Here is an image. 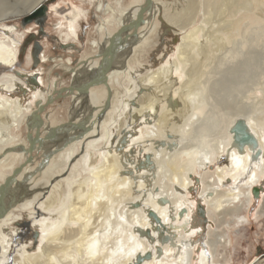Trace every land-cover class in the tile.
<instances>
[{"label": "bare ground", "instance_id": "obj_1", "mask_svg": "<svg viewBox=\"0 0 264 264\" xmlns=\"http://www.w3.org/2000/svg\"><path fill=\"white\" fill-rule=\"evenodd\" d=\"M48 1L0 0V27L3 30L0 33V69L16 63L18 45L25 33L18 31V26L9 21L29 16L35 7ZM182 1L183 4L154 0L153 15L157 12L162 21L177 27L176 30L180 31L179 44L161 55V60L170 58L167 64L141 77L137 91L125 97L123 107L128 109L126 118L115 132L105 129L107 132L104 150L100 154L101 163L95 166L93 163L98 158L91 155L90 163L93 166L88 171L89 175L76 180L72 186H69L72 183L64 185L60 182L47 188L43 187L46 183L41 182L40 187L31 189L26 182L27 178L24 179L27 174L22 177L23 186L19 178L25 166L35 161L33 159L25 163V159L19 165H23L21 170L15 173L18 164L13 160L14 155L18 154L14 153L16 151L28 155L21 149L29 146V141L19 142L15 129L22 126L24 121L28 129L39 107L48 105L49 96L54 101L55 94L57 98L70 92L64 91L60 95L58 91L62 87L58 88L57 80L52 82L49 89H44L40 86L45 83L42 73L35 75V85L28 84L27 79L18 71L0 75V179H3L0 185L5 184L7 177L14 178L4 190L5 203H9V208L0 217V264L7 263L9 252L13 249L11 243H8L4 227L13 216L12 209L18 206L20 184L25 189L22 196L28 198H35L40 191L49 190V193L40 204L46 215L36 223H39L40 231L37 232L35 247H32L34 250L23 243L16 251L14 264H61L57 254L60 251L71 256L73 252L70 253V250L75 252L74 264H229L226 253L220 252L218 247L220 244H230L231 236L229 232L213 229L211 220L217 227L226 221V216L231 217L234 226L248 224L249 218L243 210L249 209L254 201L253 188L262 184L264 186V73L258 81L255 80L251 89L262 90L263 97L245 110L229 109L230 112H227L225 107H220L219 119L215 121L217 129L212 135L205 132L208 134L206 138L203 134L206 123L214 119L215 115L205 117L203 114L210 98L203 78L212 68L211 62H215L218 53L227 50L226 63H237L242 54L241 47L249 39H256L264 32V0ZM121 9L114 19L109 17V26L116 25L118 28L122 22L138 13L128 12L124 18L125 9ZM85 13L83 9L72 7L70 15H67L70 31L65 33L66 38L63 39L77 38L78 16ZM245 20L250 24H245ZM146 23L139 30L147 29ZM109 26L104 22L99 25L102 31L108 30ZM139 30L137 37L140 36ZM114 32L109 30L104 42H108ZM172 51H175L173 57L170 55ZM43 58L44 54L39 57ZM91 58L93 55H88L87 60L82 58L83 65L80 60L78 65L69 67V71L77 75L82 67L87 69L85 72L92 70L97 63H92ZM228 65L232 66L230 63ZM165 74L169 76L166 82L162 79ZM111 75L110 107L119 93L110 84ZM186 75L188 78L182 83V90L187 88V92L183 95L175 86ZM211 81L209 85H213ZM76 94L75 91L73 95L76 97ZM92 94L93 89L88 96L92 97ZM42 120L40 131L44 138L42 127L46 124L43 115ZM61 127H68V123L55 127L47 125L44 129L53 132ZM28 130L33 136L36 128L33 126ZM167 133L170 136L164 137L168 136ZM224 156L228 158L226 165L221 164ZM228 177L232 178V185L225 183ZM199 178L200 194L210 219L208 235L202 246H199L197 237L205 227H199L194 222L195 208L200 202L196 205L197 199L188 194V190ZM106 196L107 199H104ZM30 203H26L28 208ZM4 205L0 198V208ZM255 214L258 218L264 214V203L261 202ZM112 215L118 218L115 224Z\"/></svg>", "mask_w": 264, "mask_h": 264}, {"label": "rangeland", "instance_id": "obj_2", "mask_svg": "<svg viewBox=\"0 0 264 264\" xmlns=\"http://www.w3.org/2000/svg\"><path fill=\"white\" fill-rule=\"evenodd\" d=\"M161 1L164 3L181 2L183 4L182 0ZM143 2L144 0H49L46 3L47 10L45 11V16L38 15L31 18L30 16H25L19 19L11 20V22L9 21V23L18 26V31L25 33L21 37L20 43L18 45L19 52L16 63L13 66H8L3 69L1 68L0 75L4 73H17L18 71L22 74L23 78L27 79L28 84L35 85L37 81L35 79V75L42 73L45 83L40 84V86H42L44 89H49L54 80L58 81L59 89L60 87L68 86L71 83L82 81L85 79V75H88V71L85 72L87 69L83 70L84 67H82V71H80V73L77 75H74V73L70 72L68 68L78 65L77 63L82 58H87L88 55L91 57L107 43L104 42V37L107 36V32L109 30L116 31L119 28H117L116 25L109 26V24H107V20L110 19L109 17L112 16L114 19L116 14L117 16L120 14V10H122L121 8L123 7L125 9V17H123L126 18V14L128 12H133L134 14L135 12L137 13L139 9L138 5L142 4ZM74 6L78 7L80 10H85L86 13L85 15L78 16L76 23V29L78 33L77 38L63 39V37L66 38L65 33H69L68 31H70L68 26V16L70 15V10ZM154 14L155 15H153L149 21H146L148 28L145 30H139L140 36L142 38L139 36L134 39L135 42L131 40L129 43H126V47L123 45L114 51V58L111 60V66H113V70L109 72V74H112L110 77V84L115 89H117L119 93L117 94L118 98H115L116 100H114L115 102H113L112 107L107 110L108 113L106 114L108 122L107 119L104 118V114L103 118H101L99 121L97 120L94 123L92 130L87 133L85 132L84 125H90L93 121H95L98 111L107 98V86L101 84L92 87V97L91 95L88 96V94L86 95L87 98L86 96L75 97L72 93L63 97L60 96L61 98H56L57 94H55L56 96L54 101L45 106V111L42 114L46 124L45 126L50 125L55 127L58 124L68 123V127H61L57 130H54L51 133L50 138L45 141L42 148L39 150L38 155H36V151L34 152L35 162L25 166L24 169L26 171L23 170L22 176H19V181L22 180L21 183L27 178L26 182L28 187L31 189L33 187H40L42 183H46L43 185V187L46 186L47 188H50V186L52 187L54 184L60 182H63L64 185H69L72 183L69 185L72 186L76 180L85 178L89 175L88 171L91 170V166H93V164L97 166L101 163L102 160L100 158V154L101 152L103 153L104 150L103 147L105 146L107 132L105 129L108 128L109 131L115 132L117 126L122 120L126 118V112L128 109L123 107V100H126L128 97L127 95H130V93L137 91V86L140 84L139 79L141 77L151 73L153 69L167 64L170 58H166L164 61L161 60V55L163 56V54L168 52L169 49L176 47L179 44L180 31L178 32L176 30L177 27L162 21L157 12H154ZM43 17L44 19L42 20ZM199 19L200 18H198V20ZM200 20H202V17ZM103 22L105 25L109 26V29H106V31H102L99 27V25ZM246 23L247 25L250 24V22L245 20V24ZM1 31L3 30L0 27V33ZM260 36H257L256 39L251 38L252 41L249 39V42L246 43L243 48L241 47V59L239 58L237 63H226L225 59L228 52L226 50V52H220L217 54L218 58L216 57V60L214 59L215 62L217 60L219 61L216 62L217 64H215V62H211L210 60L211 64L213 65L211 66V69L217 65V68H214L216 71H214V69H209V71L208 67H206L208 72L204 75L205 78L203 79L206 81L208 91L213 92L212 94H214V96L206 90L207 94L212 99L209 98L210 105L208 104L209 107H206L205 111H203V114L205 113V117L208 115L210 116V114L215 116L214 119H210V121L206 123L207 126L203 131V134L206 135L204 136L205 138L208 137V134H214L217 129L215 121H218L219 119L218 111L220 107H225L227 112L235 109L245 110L249 108L250 105H253V103H255L259 98L263 97L262 90H251L254 86L253 83L255 80L257 79L258 81V79H260L261 75L264 73V32ZM64 43L65 45H63ZM37 44L41 46L39 54L45 55V59H39L38 62L35 61L33 56V52L36 49ZM170 55L173 57L175 55V51H172ZM123 56L124 59L126 58L125 60L123 59ZM29 57L30 63H28ZM212 57L213 56H210V58ZM219 57L223 58L220 59L222 61L219 60ZM91 59L94 60H92V63H97L98 66V58ZM124 62H126V64ZM222 62L226 63L227 65L223 64ZM220 63L222 64L219 65ZM229 63L232 64V66L228 65ZM114 64L116 66H114ZM117 65L119 66L117 67ZM97 66H95L92 70H94ZM219 66L223 67V70ZM117 71H119V73ZM132 73L134 74L132 75ZM24 74H28V76H24ZM210 76L211 78H209ZM168 77L169 76L165 74L162 79L166 82ZM187 78V75L184 76L179 81L178 85L175 86L176 90H179L178 92L181 94L183 93V95L187 92V88L186 90H182V83H184ZM213 78L217 80L215 81ZM162 79L160 80V83H162ZM210 79L215 82L211 81ZM208 81L209 83L207 84ZM210 81L213 85H209ZM215 83H218L220 86ZM211 87L214 89H211ZM216 87L219 88L216 89ZM154 90L156 91L157 89L155 88ZM217 92L220 93L217 94ZM101 94L106 97H103ZM222 97L224 98L222 99ZM213 98L215 100H213ZM93 107L97 109H94ZM44 127H42V136H45V134L49 131L48 129H44ZM15 131L18 133L19 142H28V129L27 123L25 121L22 123V126L17 127ZM205 132L208 134H205ZM167 134L168 136L165 134L166 136L164 137L170 136L169 133ZM14 153H18L14 155L16 159L13 158V160L19 166L25 161L27 154L25 155L20 151H16ZM91 155H94L98 158L93 164H91L92 162L90 163ZM227 163L228 158L224 156L222 158L221 164L226 165ZM1 165L3 167V164ZM32 170L35 171V173L32 172ZM30 172L34 173V175L32 173L30 174ZM25 175L26 177H24ZM22 177H24V179H22ZM1 180L3 181L2 178L0 181ZM50 180L53 181L50 183ZM231 180L232 178L228 177L227 182L225 183L232 185L234 182H231ZM23 184H20L21 186L19 185L18 187V196H21L20 198L18 197L17 200V205L19 207L17 206V208L12 209L13 216L11 220H9V224L5 225L4 227V233L9 239L8 243H11L13 247V249L9 252V259L6 264H14V256L16 251L23 246V243L26 244L31 250L33 249L32 247H35V243L38 239L37 232L40 231V225L39 223H36L46 215L44 207L42 209L40 204H42L45 197H47L49 190L42 192L40 191L39 194L35 196V198H28L26 195L22 196L25 190L23 187L25 184ZM199 184L200 178L199 181H195L194 185H192V188L188 190V194L192 197L194 196L193 198H195V200L197 199L196 205L198 202L204 204L200 194L201 186ZM261 186H263V184ZM262 193L264 194V186L263 190L261 191V196L256 198L253 195L254 201L252 205L249 209L245 210L244 208L243 210L246 216L249 218L248 224L240 223V225L236 224L234 226V221L231 219V217L226 216V221L217 227L216 223L211 220L213 229L221 232H229L231 236L230 244L225 246L220 244L218 247L220 252L226 253V257L229 259V264H255L257 262H264V214L259 218L255 214L261 205V202L264 203V200L262 201ZM20 199L24 200L21 201ZM104 199H107V196ZM25 202L31 204H28V206L30 205L29 208ZM195 209V225H200L199 227H205V229L201 231L200 236L197 237L199 238V246H202V243L208 235V223L210 222V219L207 217L206 210L205 220L202 219L203 217H201V215L197 212V206ZM111 217L115 224L118 218L116 215H112ZM34 236H36V241ZM70 251V253L73 252V255L71 256L64 255L59 251L57 257L61 258V264H74L76 262L74 260L75 252L73 250Z\"/></svg>", "mask_w": 264, "mask_h": 264}, {"label": "water", "instance_id": "obj_3", "mask_svg": "<svg viewBox=\"0 0 264 264\" xmlns=\"http://www.w3.org/2000/svg\"><path fill=\"white\" fill-rule=\"evenodd\" d=\"M153 9H154V0H145L143 4L140 6V10L138 11L137 15L135 17H131L128 20H125L121 23L119 28L110 36L109 41L101 48L99 52L95 54V57L99 58V68L97 69V73L91 76H86L85 79H83L80 82L71 83L68 86H64L61 88L58 93L62 95V93L70 92L74 93L75 91L78 92V96H86L89 94L92 87L105 84L109 89V95L107 96L104 104L101 106L100 110L97 113V118L95 121H93L90 125H84L85 132H89L92 128L94 123L101 118H103V115L109 110L111 106V88L109 87V72L112 69L111 66V60L114 58V51L115 49L122 47L126 43H129L131 40H134L137 38L138 30L139 28L146 22L149 21L150 18L153 16ZM46 4L39 5L38 7H35L33 11L30 13V18L34 16H45L46 11ZM44 17L42 18V20ZM148 19V20H147ZM41 20V21H42ZM73 45V44H71ZM40 47V45L38 44ZM68 93V94H70ZM76 96V97H78ZM53 101L52 96H49L47 99L48 104ZM45 111V105H41L39 107V111L36 113L35 119L33 122L30 123L31 127H35V134L32 136L30 133V130H28L27 139L29 141V146L23 147L21 150L26 151L28 153L26 157L25 163H30L33 161L35 157V151L36 155H38L39 150L42 148V145L45 143L47 139L50 138L51 133L49 132L45 134L44 138L41 137V131L40 126L43 123L41 112ZM28 126V125H27ZM46 139V140H45ZM38 143V146H35ZM40 148V149H39ZM21 166L16 167L15 173L21 170ZM13 176L7 177L5 184L0 185V198L3 200V205L6 201V196L4 195V190L6 187H8L9 183L13 180ZM263 190V186H255L253 188V193L256 198H259L261 196V191ZM7 202V201H6ZM9 208V203H5L4 207L0 208V217L5 214V212ZM197 212L203 217L202 219L206 220L205 217V205L203 203H199L197 206ZM206 222V221H204ZM36 235V234H35ZM35 241H36V236ZM213 264V263H212Z\"/></svg>", "mask_w": 264, "mask_h": 264}, {"label": "flooded vegetation", "instance_id": "obj_4", "mask_svg": "<svg viewBox=\"0 0 264 264\" xmlns=\"http://www.w3.org/2000/svg\"><path fill=\"white\" fill-rule=\"evenodd\" d=\"M63 45H65V43H64ZM102 47H103V46H102ZM102 47H101V48H102ZM40 48H41V46L39 47L38 44H37V45H36V49H35L34 52H33V56H34V59H35L36 62H38V61H39V57H41V55L39 54V50H40ZM100 50H101V49H100ZM100 50H99V51H100ZM99 51H98V52H99ZM96 53H97V52H96ZM96 53H95V54H96ZM95 54L93 55V58H97V57H95ZM39 55H40V56H39ZM84 59H86V58H84ZM87 59H88V57H87ZM87 59H86V60H87ZM98 59H99V58H98ZM84 61H85V60H84ZM80 62H81V64L83 65V61L81 60ZM96 68H97V69L99 68V64H98V66H97ZM96 68H95L94 70H89V71H88V74H89V75H87V76H90V75H94V74H96V73H97V71H96L97 69H96ZM81 69H82V68H81ZM85 69H86V68H83V70H85ZM64 93H66V92H64ZM62 94H63V93H62Z\"/></svg>", "mask_w": 264, "mask_h": 264}]
</instances>
